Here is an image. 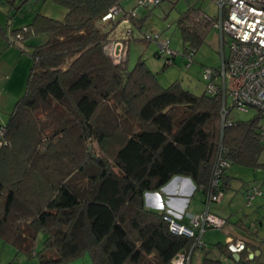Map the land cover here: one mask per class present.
<instances>
[{"label": "trees", "instance_id": "obj_1", "mask_svg": "<svg viewBox=\"0 0 264 264\" xmlns=\"http://www.w3.org/2000/svg\"><path fill=\"white\" fill-rule=\"evenodd\" d=\"M53 1L66 8L62 19L35 13L12 31L22 41L46 40L31 46L24 93L4 125L0 238L37 264L84 256L89 264H174L178 253L191 259L197 248L201 264H223L209 256L213 250L233 258L226 244L198 246L171 232L165 212L148 208L144 194L181 175L206 198L220 145L231 164L264 167V115L222 129L218 95L195 94L178 80L163 86L142 58L132 68L111 61L103 46L114 25L99 23L119 0ZM215 20L200 7L183 11V51L194 55ZM228 181L224 171L223 192ZM41 231L46 238L36 250ZM247 248L237 263L255 258H246Z\"/></svg>", "mask_w": 264, "mask_h": 264}, {"label": "built area", "instance_id": "obj_2", "mask_svg": "<svg viewBox=\"0 0 264 264\" xmlns=\"http://www.w3.org/2000/svg\"><path fill=\"white\" fill-rule=\"evenodd\" d=\"M9 1V0H2ZM12 1V0H10ZM161 0H137L141 8H150ZM218 16L212 24V29L219 34L221 49L229 43V55L222 53L221 63L217 67L203 66L200 70L203 81V92L207 95L220 97V123L223 129L235 123L230 113L233 109L248 110L255 108L264 115V0H215ZM120 12L118 5H113L102 16V20H109L116 25V15ZM131 17L136 12H124L122 22L128 28L121 37L110 39L104 46V52L114 64L124 66L127 55L128 40L132 36L129 30ZM155 39L157 35H154ZM22 36L19 33L12 35L11 43L21 44ZM158 56L164 58L165 65L173 63L176 53L169 47L168 41L157 42ZM189 61L193 53L183 51ZM264 137V128L260 129ZM5 128L0 125V145L5 143ZM231 165L228 152L222 145L219 146L216 162L212 171L211 190L206 195L204 209L190 217L188 223L177 220L170 212H165L163 219L173 233L194 237L195 244L202 245L201 234L208 228L223 229L226 219L209 211L211 201H219L223 191L220 189L221 176ZM263 194L258 185H250L245 189V205L251 206L257 196ZM226 247L233 253L242 251L246 246L245 239L229 238ZM174 264H189L190 254L180 252L173 259Z\"/></svg>", "mask_w": 264, "mask_h": 264}, {"label": "crops", "instance_id": "obj_3", "mask_svg": "<svg viewBox=\"0 0 264 264\" xmlns=\"http://www.w3.org/2000/svg\"><path fill=\"white\" fill-rule=\"evenodd\" d=\"M45 1L29 0L24 3V0H19V2L9 0L0 3V24L2 26V32H0V125L6 124L15 102L24 93L25 80L32 64L31 46L46 40L45 36L38 34L26 38L21 41V44L11 43L9 39L14 34L12 31L27 25L35 13L62 19L66 12V9L57 12L42 10ZM119 1L121 3L122 0ZM33 2H37V6L41 5V7L34 11L28 10L26 22H23L22 18L20 24L14 25L13 20L8 22L5 12H8L9 15L12 11L13 14H18L20 10ZM122 34V31H117L115 26L111 29L108 38L115 39L121 37ZM262 153L258 158L259 163H264L260 159ZM232 169L235 171L234 174L227 169L225 170V174L229 176V181L227 189L223 192L221 207L214 205V208H210L209 205V211L225 218L226 225L220 230V233L210 232L211 230L206 229L201 234L200 240L203 246L207 247L217 242L225 244L229 238L245 239L246 245L253 249L251 251L247 248L244 251L246 258L251 259L255 256V258L258 257V263L264 264V211L262 210L264 208V167L260 166L256 169L249 167L250 171H237L233 167ZM253 184L261 187L263 194L257 196L251 206H246L244 192L248 186ZM144 202L150 209L170 212L180 222L188 223L191 216L204 209L205 194L201 189L196 188L189 177L176 175L158 191L146 192ZM35 249L38 250L39 248L35 246ZM238 254L240 255V252ZM24 255L22 252H17L12 244L4 242L0 238V264H37L36 260L33 258L29 260L27 259L29 257ZM251 255L252 257H250ZM209 256L219 258L223 264H231L229 260L232 261V264H253L251 260L237 263L234 258L220 255L216 250H213ZM202 258L203 251L197 248L191 255L190 263L201 264ZM83 260L82 263H78L79 261L76 260L70 264H89L88 257H84Z\"/></svg>", "mask_w": 264, "mask_h": 264}, {"label": "rangeland", "instance_id": "obj_4", "mask_svg": "<svg viewBox=\"0 0 264 264\" xmlns=\"http://www.w3.org/2000/svg\"><path fill=\"white\" fill-rule=\"evenodd\" d=\"M17 2H19V0H17ZM118 4L120 12L116 15L117 23L115 26L117 31H122V35H124L128 28L127 24L122 22L123 13L130 12L131 10L136 12V17H131V21L129 22V30H131L132 36L129 38L127 46V67L132 68L137 60L142 58L146 65L157 73V78L161 85L167 86L174 80H178L184 89L195 94H201L203 92V81L200 75L201 68L203 66H219L222 53H224L225 57L229 55V43H225L224 48L221 49L219 34L216 30L212 29L208 33L205 42L197 48L192 60L189 61L186 55L183 54L184 44L177 26V19L180 14L190 6L200 7L209 16L217 17L218 9L215 0H161L159 4L148 9L138 6L137 0H122L121 3L119 1ZM39 7H41V5L37 6V2H33L28 4L26 8L24 7L20 10L18 14H13L12 11L11 15H9L8 12H5L7 20L8 22L13 20L14 25L20 24L21 18L23 22H26L29 14L28 10L34 11ZM43 9L48 12H57L58 10L65 11L66 8L63 5L55 3L53 0H46L42 5V10ZM110 22L112 21L102 20L99 25L101 28H106V25H111ZM42 35L46 37V35ZM154 35H157L156 39ZM161 41H168L169 47L176 53L172 64L165 66L164 58L156 54L157 42ZM257 112L255 108H249L248 110L233 109L230 116L235 120H247L255 116ZM259 125L264 128V116L260 117ZM260 159L264 161V153H262ZM232 167L237 169V171H250L248 169L249 167L243 168L247 166L233 164L227 167V170L233 174L235 171ZM221 199L219 201H211L209 204L210 208H214V205L221 207ZM262 210L264 211V208ZM208 229L211 230L210 232L216 233H220L221 230L213 227ZM45 238L46 233L41 231L36 238L35 246L40 248ZM84 257L86 258L87 256ZM84 257H80L78 263H82ZM27 259L31 260V258ZM33 259L36 260V258ZM229 263L232 264V261L229 260ZM251 263L260 264L258 263V257L251 260Z\"/></svg>", "mask_w": 264, "mask_h": 264}, {"label": "water", "instance_id": "obj_5", "mask_svg": "<svg viewBox=\"0 0 264 264\" xmlns=\"http://www.w3.org/2000/svg\"><path fill=\"white\" fill-rule=\"evenodd\" d=\"M232 257L235 259V261H238L240 258V255L237 252H235L232 254ZM250 257H252V255Z\"/></svg>", "mask_w": 264, "mask_h": 264}]
</instances>
